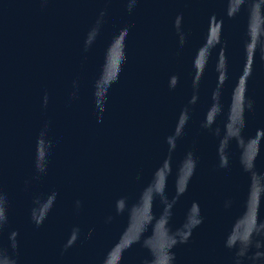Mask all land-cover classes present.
Instances as JSON below:
<instances>
[{
    "label": "water",
    "instance_id": "1",
    "mask_svg": "<svg viewBox=\"0 0 264 264\" xmlns=\"http://www.w3.org/2000/svg\"><path fill=\"white\" fill-rule=\"evenodd\" d=\"M0 264H264V0H0Z\"/></svg>",
    "mask_w": 264,
    "mask_h": 264
}]
</instances>
